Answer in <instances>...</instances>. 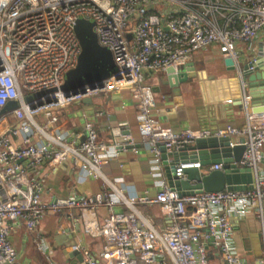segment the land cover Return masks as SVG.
<instances>
[{
  "label": "built area",
  "instance_id": "2783aa9c",
  "mask_svg": "<svg viewBox=\"0 0 264 264\" xmlns=\"http://www.w3.org/2000/svg\"><path fill=\"white\" fill-rule=\"evenodd\" d=\"M79 18L92 20L98 43L111 52L115 72L101 87L66 97L61 91L64 75L76 67L81 52L74 31ZM260 31L264 0H0V110L11 100L19 102L0 116V264H20L10 239L16 224L34 231L47 212L63 218L66 208H78L82 230L101 240L96 252L77 243L82 264H212L209 245L223 264H264V171L259 165L264 156V112L249 111L248 97L241 95L246 114L241 125L173 132L152 115L156 100L145 78L146 72L158 74L186 63L212 44L236 63L237 42L247 43ZM122 89L137 102L140 140L160 176L154 196L122 192L101 170L125 145L134 148L129 133L123 136L127 143L117 140L123 125L116 126L109 143L98 139L89 119L82 140L79 133L54 125L52 108ZM37 92L44 95L34 99L31 108L23 99ZM211 136H227L229 147L244 146L235 164L250 169L252 187L181 196L166 181L161 148L170 153ZM65 159L82 175L101 178V192L43 200L44 179L31 171L45 161L55 165ZM193 167L199 169V161L179 163L175 176L183 177V169ZM209 168L221 169V164ZM152 204L170 220L166 227L156 228L138 207ZM100 206L107 211L102 222L97 217ZM250 211L261 223V255L253 262L233 240L234 222ZM36 235L37 249L45 250L43 238Z\"/></svg>",
  "mask_w": 264,
  "mask_h": 264
},
{
  "label": "crops",
  "instance_id": "0c3cea01",
  "mask_svg": "<svg viewBox=\"0 0 264 264\" xmlns=\"http://www.w3.org/2000/svg\"><path fill=\"white\" fill-rule=\"evenodd\" d=\"M261 42H264V31H260L257 37L247 43L237 42L236 51L239 55L237 61L245 59L244 54H240L241 51L245 50L252 59L257 52L258 44ZM226 58L219 51L217 45L212 44L195 52L188 61L193 62L197 70H205L209 77L216 74L211 77L223 78L229 75L224 65ZM145 78L153 87L156 100L152 115L162 126L169 127L173 132H178L184 128L214 130L221 128L219 124L239 126L245 120L244 111L235 106L219 103L218 108L209 109L204 102L203 95L200 94L198 85H194L192 88L181 85L180 95L176 98L169 92L164 72L158 74L146 72ZM86 98H91V101L83 102L82 100ZM86 98L52 108L51 114L56 117L55 127L61 131L79 133L78 140H82L83 125L86 119H89L98 139L109 143L112 141L113 132H115L113 130L116 126L123 125L125 130L121 129V131L130 134L135 142L134 148L120 150L117 157L109 159L107 163L101 166V170L106 178L122 192L131 191L154 196L157 191V179L160 176L154 169L152 156L146 151L140 140L137 129V102L131 97L127 89H122L119 92L98 93ZM96 112L100 114L96 115ZM14 140L19 141V137L15 136ZM173 159L169 155L165 160L171 163ZM259 165L264 171V162H260ZM78 170L69 159H65L55 165H50L45 161L36 171H31V174L44 179L43 200L63 199L71 195L94 196L99 194L102 190L103 180L90 175L84 176ZM199 171L207 173L210 168L209 166H201ZM138 207L156 228L166 227L170 223L168 217L161 213L158 205H139ZM62 212L63 218H59L51 212L45 214L34 231H27L20 222L14 226L10 239L11 241L15 238L20 239L21 250L18 251L13 246L18 258L21 257L20 264H51L50 261L66 264L63 251L74 250L78 242H83L95 252L100 249V238L90 237L82 230L81 211L78 208H66ZM106 213L107 211L103 206L97 209L99 222L106 218ZM254 218H257L255 214ZM36 234H40L46 243L47 248L45 250L37 249ZM233 235L240 238L238 241L239 251L243 252L246 258L248 254L252 255L253 243L246 216L234 222ZM207 255L210 263L223 264L220 256L210 245L207 248Z\"/></svg>",
  "mask_w": 264,
  "mask_h": 264
},
{
  "label": "water",
  "instance_id": "95a60500",
  "mask_svg": "<svg viewBox=\"0 0 264 264\" xmlns=\"http://www.w3.org/2000/svg\"><path fill=\"white\" fill-rule=\"evenodd\" d=\"M74 31L81 52L76 67L64 75L61 91L66 97L71 94L85 93L86 87L89 89L101 87L102 81L115 72L111 52L98 43L92 20L77 19ZM224 65L225 70L231 71L232 74L223 78L209 77L205 70H197L191 61L178 64L176 68L169 66L164 72L166 85L169 92L175 95L176 98L180 95L181 85L188 88L198 85L200 94L203 95L204 102L209 109H216L219 107V103H225L242 110L244 106L242 95L248 97L246 105L249 111L254 113L264 112V42L258 44L257 52L252 59L245 58L241 63L240 61L235 63L232 58L228 57L224 60ZM42 95H44L43 92H37L24 97L23 100L33 108L31 102ZM86 100L90 102L91 98L82 101ZM50 101V99L46 100V102ZM18 106L19 102L17 100L9 101L0 110V116ZM124 135H126V132L121 133V136L117 138L118 142H128L123 137ZM239 141L242 142L243 138H240ZM124 147L125 149L132 148L129 145ZM161 150L166 181L181 196L202 191L241 190L252 187L253 179L250 169L238 168L235 164L240 160L244 146L237 144L229 147L227 136L196 139L193 144L170 153H166L163 148ZM169 155L174 158L171 163L165 160ZM195 161H199L201 166L221 164V169H212L207 173H201L198 168H185L183 169V177L175 176L176 165ZM260 162H264V156L260 159ZM259 230L258 237L260 235ZM233 240L236 248L240 250L238 248L240 238L233 235ZM63 256L65 263L75 264L80 262L82 264V258L77 249L69 252L64 250Z\"/></svg>",
  "mask_w": 264,
  "mask_h": 264
},
{
  "label": "rangeland",
  "instance_id": "374dc122",
  "mask_svg": "<svg viewBox=\"0 0 264 264\" xmlns=\"http://www.w3.org/2000/svg\"><path fill=\"white\" fill-rule=\"evenodd\" d=\"M240 54H244V57L246 59H251V55L247 52V50L245 51H241ZM243 61V59L240 61V63ZM229 75L232 74L231 71H226ZM216 75V74H215ZM214 74L210 75L211 76H215ZM153 113V112H152ZM35 119L37 120V122L42 123L43 119L38 116L35 115ZM221 128L226 127V125L224 124H219ZM263 150H264V146H263ZM104 209H106L104 207ZM48 213V212H47ZM46 213V214H47ZM263 213H264V204H263ZM107 214V213H106ZM107 216V215H106ZM246 217L250 226V237L253 243V254H248L247 255V259L251 262H253L257 257H259L261 255V249H260V240L258 238V230L261 227V223L260 220L257 218H254V214L252 211L247 212L246 213ZM31 244H33L31 241H29ZM12 245L15 247V249H17L18 251L21 250V245H20V239L19 238H15L14 240H12ZM18 261L21 262V257L18 258Z\"/></svg>",
  "mask_w": 264,
  "mask_h": 264
}]
</instances>
